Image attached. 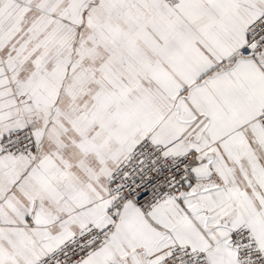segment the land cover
<instances>
[{
    "label": "snow or ice",
    "instance_id": "6c2138e0",
    "mask_svg": "<svg viewBox=\"0 0 264 264\" xmlns=\"http://www.w3.org/2000/svg\"><path fill=\"white\" fill-rule=\"evenodd\" d=\"M0 264H264V0H0Z\"/></svg>",
    "mask_w": 264,
    "mask_h": 264
}]
</instances>
